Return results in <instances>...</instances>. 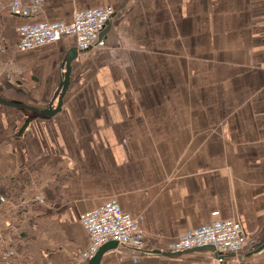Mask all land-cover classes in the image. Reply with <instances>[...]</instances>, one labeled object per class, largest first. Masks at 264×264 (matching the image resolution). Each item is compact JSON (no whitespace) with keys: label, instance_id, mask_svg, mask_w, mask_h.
<instances>
[{"label":"crops","instance_id":"obj_1","mask_svg":"<svg viewBox=\"0 0 264 264\" xmlns=\"http://www.w3.org/2000/svg\"><path fill=\"white\" fill-rule=\"evenodd\" d=\"M12 1L0 0V98L39 109L75 38L19 50L16 28L114 14L106 45L71 62L58 112L0 103V264H88L80 217L113 200L145 247L100 264H264V248L249 254L264 236V0H43L27 17ZM213 211L240 223L235 255L153 252Z\"/></svg>","mask_w":264,"mask_h":264},{"label":"built area","instance_id":"obj_2","mask_svg":"<svg viewBox=\"0 0 264 264\" xmlns=\"http://www.w3.org/2000/svg\"><path fill=\"white\" fill-rule=\"evenodd\" d=\"M43 0H13L11 12L19 16H30L37 12ZM114 10L110 6L77 10L69 22H25L16 28L19 50L35 48L58 41L62 36L75 38L76 47L80 50L103 47L106 39L99 34L106 22L112 18ZM219 212L211 213L213 220L209 225L191 229L180 235L170 244V251L213 245L218 254V261L224 260L226 253L241 250L245 237L241 225L234 219L218 217ZM80 222L87 232L89 243L81 253L84 259L90 258L98 248L108 242L116 241L118 245L143 251L144 235L139 228L138 218L122 210L117 201H109L101 206L86 210Z\"/></svg>","mask_w":264,"mask_h":264},{"label":"water","instance_id":"obj_3","mask_svg":"<svg viewBox=\"0 0 264 264\" xmlns=\"http://www.w3.org/2000/svg\"><path fill=\"white\" fill-rule=\"evenodd\" d=\"M111 20V19H110ZM110 20H108L104 26V28L100 32V36L103 37L105 33L110 29L111 23ZM81 50L76 48V47H71L63 56L62 63L60 65L61 69L63 70L60 76V80L58 83V86L53 94L52 99L47 103V105L41 109L35 108V107H28L23 104H16L12 103L10 101H7L5 99L0 98V103L6 104V105H11V106H22V107H27L30 108L37 113L44 115V116H51L58 112L61 108L62 105V97L67 90L69 83H70V77H71V62L76 58L77 54ZM54 100L56 101V104L54 105ZM29 119H25L24 124L28 122ZM21 130V129H20ZM118 244L116 241H108L104 244H102L96 253L92 255L89 260L88 264H100L101 257L103 253L110 248L116 247ZM264 248V236L253 245L252 249L250 250L249 254L256 253L260 251L261 249ZM194 250H210L215 253V256L217 257L218 254L215 252V247L213 245H204V246H199L191 249H187L184 251H161V250H154L153 252L155 253H160L162 255L166 256H175V255H181L186 252L194 251ZM232 255H235V253H232Z\"/></svg>","mask_w":264,"mask_h":264},{"label":"rangeland","instance_id":"obj_4","mask_svg":"<svg viewBox=\"0 0 264 264\" xmlns=\"http://www.w3.org/2000/svg\"><path fill=\"white\" fill-rule=\"evenodd\" d=\"M215 113L217 115L221 114L217 107L215 108ZM5 213H6V207H3V209L0 210V229L2 227V222L1 221H2L3 216H4ZM2 253H3V247L0 245V257L2 256L1 255Z\"/></svg>","mask_w":264,"mask_h":264}]
</instances>
